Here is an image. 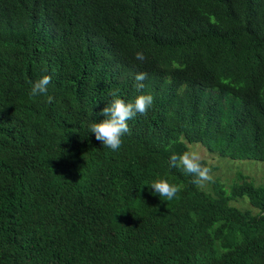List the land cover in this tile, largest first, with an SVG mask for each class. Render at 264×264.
Here are the masks:
<instances>
[{"label": "trees", "instance_id": "obj_1", "mask_svg": "<svg viewBox=\"0 0 264 264\" xmlns=\"http://www.w3.org/2000/svg\"><path fill=\"white\" fill-rule=\"evenodd\" d=\"M112 91L154 98L117 152L90 132ZM187 144L264 163V0H0V264H264V185L205 193Z\"/></svg>", "mask_w": 264, "mask_h": 264}, {"label": "clouds", "instance_id": "obj_2", "mask_svg": "<svg viewBox=\"0 0 264 264\" xmlns=\"http://www.w3.org/2000/svg\"><path fill=\"white\" fill-rule=\"evenodd\" d=\"M136 60L143 62L146 57L143 52H137ZM51 76L44 75L36 80L31 87L29 95L33 98L48 93V86L51 83ZM147 79V73L139 72L134 76L135 89L142 92L145 88L144 81ZM114 99L105 106L100 115L104 117L99 122H94L90 126V132L95 134L97 141L101 142L103 147L117 152L122 147L123 137L130 134L128 121L139 115H147L149 107L153 104V96L151 94H140L133 101L126 102L120 98L115 91L110 92ZM54 97L47 96V102L52 103ZM203 155L196 149H189L182 154L173 153L170 157V166L180 168L185 174L193 177L195 185L203 186L207 182H211V167L204 162ZM154 194H158L163 201H171L177 197L181 190L179 186L169 183L167 179L158 178L151 185Z\"/></svg>", "mask_w": 264, "mask_h": 264}, {"label": "rangeland", "instance_id": "obj_3", "mask_svg": "<svg viewBox=\"0 0 264 264\" xmlns=\"http://www.w3.org/2000/svg\"><path fill=\"white\" fill-rule=\"evenodd\" d=\"M187 148L198 150L204 157V161L211 167V175L214 179L219 180L224 185L225 190L234 181L248 180L255 186L264 185V163L247 160H230L221 158L220 156L209 153L199 144H187ZM240 175V177H238ZM212 180V181H213ZM212 181L205 183L199 188L207 194L212 193ZM230 205L240 209L241 211H251L254 209L249 205L247 198L240 197L232 200Z\"/></svg>", "mask_w": 264, "mask_h": 264}]
</instances>
